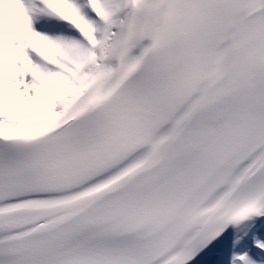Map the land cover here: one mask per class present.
<instances>
[{"label": "snow or ice", "instance_id": "6c2138e0", "mask_svg": "<svg viewBox=\"0 0 264 264\" xmlns=\"http://www.w3.org/2000/svg\"><path fill=\"white\" fill-rule=\"evenodd\" d=\"M0 264H264V0H0Z\"/></svg>", "mask_w": 264, "mask_h": 264}]
</instances>
